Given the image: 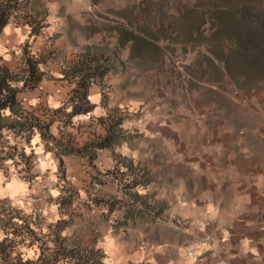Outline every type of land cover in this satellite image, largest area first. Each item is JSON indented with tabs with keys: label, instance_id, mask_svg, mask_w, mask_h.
<instances>
[{
	"label": "rangeland",
	"instance_id": "1",
	"mask_svg": "<svg viewBox=\"0 0 264 264\" xmlns=\"http://www.w3.org/2000/svg\"><path fill=\"white\" fill-rule=\"evenodd\" d=\"M6 3L23 37L13 71L32 56L44 78L18 95L26 128L0 137V183L25 180L20 201L0 204V264H65L62 247L82 264H145L151 224H201L181 207L238 170L264 200V0ZM94 54L110 71L90 87L93 110L71 115ZM107 129L113 148L96 150Z\"/></svg>",
	"mask_w": 264,
	"mask_h": 264
},
{
	"label": "crops",
	"instance_id": "2",
	"mask_svg": "<svg viewBox=\"0 0 264 264\" xmlns=\"http://www.w3.org/2000/svg\"><path fill=\"white\" fill-rule=\"evenodd\" d=\"M15 16L9 18L0 35V55L12 70L18 60L10 50L23 42ZM25 27L28 34L30 29L28 25ZM21 94L19 97L24 101ZM230 164L242 168L236 162ZM237 172L240 175L227 184L216 177L218 190L201 196L196 207H181L182 215L186 209L185 214L202 217L201 224L186 226L180 220L151 224L149 235L153 246L143 256L145 264H264V200L260 192H247L248 182L243 178L248 175L241 170ZM22 179L18 176L0 183V204L21 200L20 188L25 181L20 183ZM206 180L211 181L212 177ZM263 182L264 176L259 174L253 184L260 186Z\"/></svg>",
	"mask_w": 264,
	"mask_h": 264
},
{
	"label": "trees",
	"instance_id": "3",
	"mask_svg": "<svg viewBox=\"0 0 264 264\" xmlns=\"http://www.w3.org/2000/svg\"><path fill=\"white\" fill-rule=\"evenodd\" d=\"M11 6L10 4H0V35L3 32V28L8 23L9 18L11 16ZM123 30L129 32L132 36L135 35V31L132 29L123 28ZM134 34V35H133ZM87 55H91V47L87 49ZM2 56L0 55V137H2V132L5 128L24 130L26 128L25 123H21L20 120L23 118V112H25L22 102L20 101L18 95L24 90V88H35L39 84V82L44 78V71L40 69V64L42 60L36 57L27 56L24 62V67L22 69L23 75H18L17 72H14L5 62L2 61ZM95 60H98L97 55L94 54V57H91L89 62L83 63L79 68H77L76 76L79 74L80 81H78V89L80 90L71 100H75L78 98L79 101H83L80 106L73 105L71 115L90 112L94 108V104L90 101V87L95 80V76L104 77L109 71V65H103V67L99 65V63H94ZM95 64V65H94ZM9 111V112H8ZM27 116H28V112ZM30 115V114H29ZM11 117L16 116V122L7 123V120ZM31 119V117L29 116ZM37 122H40L39 119H35ZM48 127L49 125H43V127ZM48 129V128H47ZM40 129V134L43 139H46V133H43ZM108 130V129H107ZM114 133L111 130H108L107 135L101 136L96 141L92 143V146L98 149H112L114 146ZM91 144V143H90ZM90 146V145H88ZM74 152V151H71ZM80 152V150H78ZM96 157V153H93V158ZM131 166L134 165L133 161L130 163ZM136 180V179H135ZM152 182V178L148 177L145 182L140 183L136 181V184L147 185ZM163 210L168 208L167 203H164L162 206ZM64 249L63 255H65L66 260L65 264H82L81 261H77L79 254H81L76 249ZM60 250V249H58ZM54 264H59L60 261L55 258Z\"/></svg>",
	"mask_w": 264,
	"mask_h": 264
}]
</instances>
